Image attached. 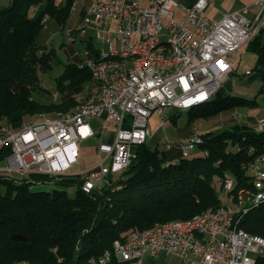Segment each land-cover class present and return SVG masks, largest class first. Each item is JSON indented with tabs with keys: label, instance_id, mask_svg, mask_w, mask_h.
Listing matches in <instances>:
<instances>
[{
	"label": "built area",
	"instance_id": "2783aa9c",
	"mask_svg": "<svg viewBox=\"0 0 264 264\" xmlns=\"http://www.w3.org/2000/svg\"><path fill=\"white\" fill-rule=\"evenodd\" d=\"M90 2L94 3V20H86L83 11L74 30L66 29L67 44L91 35L94 41L105 43L107 50H120L126 57L125 69L113 73L116 60H98V54L94 57L84 48L78 67L89 72L92 85L101 86L100 100L87 101L81 111H70L67 118L56 117L54 111L53 120H45L39 113L20 136H13L11 127L0 126V175L45 173L79 182L87 194L100 191L130 164L133 147L147 141L152 115L162 122L170 109L185 110L199 101H210L239 60L238 49L264 26V0L253 1L254 12L238 4L217 20L205 13L208 0L180 7L184 18L174 13L177 0ZM159 38H174L177 54L151 49V41ZM230 53L236 57L230 59ZM95 118L101 119L98 129L91 124ZM109 125L113 126L112 140L98 142L97 163L76 169L80 142L102 134ZM253 130H264V115L256 118ZM201 142V131L193 126L179 143L181 154L190 153ZM106 160L110 163L105 164ZM262 162L264 153L243 164L251 185L237 190L234 207L225 203L223 209L206 211L205 218L176 228L131 230L125 239L113 241L112 250L91 259V264H109L112 255L117 261L139 264L146 255H175L180 264H254L264 250L260 242L244 237L238 218L249 202L258 203L264 197ZM232 187L229 176L223 188Z\"/></svg>",
	"mask_w": 264,
	"mask_h": 264
},
{
	"label": "trees",
	"instance_id": "16d2710c",
	"mask_svg": "<svg viewBox=\"0 0 264 264\" xmlns=\"http://www.w3.org/2000/svg\"><path fill=\"white\" fill-rule=\"evenodd\" d=\"M41 3L43 9L34 17L29 16L30 8ZM71 4L11 0L0 10V123L19 128L41 112H66L87 96L92 80L85 68L78 67L83 54L77 58L70 52L68 59H74L63 65L55 82L59 98L48 102L40 99L49 94L43 93L39 72L51 68L56 54L54 48H45V40L58 29H67ZM262 32L264 26L250 41L256 52L254 68L264 79ZM79 40H85L84 48L97 56L91 35L77 37L72 44ZM84 90L86 96L78 99ZM262 93L264 88L259 91ZM258 101L256 97L214 96L186 110L184 128L196 117L230 114L231 120H238L233 113L236 107L254 108ZM178 112L181 110H169L166 117L176 124ZM249 118L246 119L252 126L245 130L237 128L248 124L240 115L239 122L229 124L232 128L201 132L202 142L187 156L181 154L180 140L166 142L160 148L151 147L147 141L138 144L132 149L135 156L127 168L92 194L84 193L79 182L45 173L0 175V264H91L92 257L112 250L113 241L125 239L131 230L187 219L208 208H217L224 204L221 194L234 201L238 189L251 185V175L243 164L264 153V131L255 132L252 127L256 119ZM229 176L233 187L224 190V180ZM47 184H53L52 188H33ZM56 184L75 185L74 194L69 195L66 188ZM238 222L247 232L264 237V202L240 214ZM124 263L127 262L117 261L112 255L109 264ZM254 264H264V255L256 256Z\"/></svg>",
	"mask_w": 264,
	"mask_h": 264
},
{
	"label": "rangeland",
	"instance_id": "374dc122",
	"mask_svg": "<svg viewBox=\"0 0 264 264\" xmlns=\"http://www.w3.org/2000/svg\"><path fill=\"white\" fill-rule=\"evenodd\" d=\"M55 1L61 4L72 3L70 9V16L68 18L66 25L67 29H71L75 27L76 23L78 22L81 10H83L84 7H86L90 3L89 0H55ZM9 3L10 0H0V8L7 7ZM43 7H44L43 3H41L40 5L32 6L29 10V16L34 17L41 8L43 9ZM63 29L62 30L58 29L50 37H48L47 40H45L46 49L54 48L56 50L55 60H53L51 64V68L46 72L43 71L39 72L40 84L45 89L44 91L43 90L42 91L45 94L46 93L49 94L48 97L44 96L43 98L40 99L46 102L51 100L55 101L56 98L57 99L59 98V94H57L55 89V82H56V78L62 72L63 65L68 61H73L74 58L68 59V57L70 56V52H74L75 55L74 57L78 58L82 56L84 50L83 49L84 44L83 42H81V40L75 41L74 44L71 43V45H68L66 29L64 30ZM94 45L100 48L103 52L107 50V46L105 43L94 41ZM248 46L250 47L248 48ZM69 47H71L72 51H69L71 50L69 49ZM252 48L253 47L251 45V41H249L248 44H244L238 49L239 52L241 53L240 61L235 66L237 67L236 73L230 75L229 79L225 83L222 92L223 96L225 94H231V95L242 96L249 99V98H253V96L257 94V90L260 87L261 82L259 80L250 81L249 75L245 74L246 70L254 71L253 67L255 64L256 55H255V51L252 50ZM235 57L236 55L234 53L229 54L230 59H234ZM85 96H86V90H84L82 93L77 95V98L82 100ZM258 96L257 99H264V96L261 97ZM34 97L37 98V95H35V93H34ZM186 110L187 109L181 110V112H178L176 114L178 115L176 124H173L168 117H164L162 122H160L159 118L155 117V115H152V117L149 120L151 127V134L147 139L148 144L151 147L157 146L160 148L163 145H165L166 142H171L175 140L183 141L190 132V128L192 129L193 126L198 127L201 132H207V131L217 132L227 128H232L229 124H232L233 122H235L236 124L237 122H239L238 120L240 119V115L242 117H245V114L248 112V108L246 107H236L233 113L236 118L238 117L237 118L238 120H236L235 118H234L235 121L231 120L232 118L230 119L231 117L230 114L227 115L219 114L217 116H211L208 118L196 117L190 121V125H188L187 128H184L188 118V114ZM53 113L51 112L47 115L52 117ZM91 124L94 129H98L101 124V119L100 118L97 119V122L96 120H92ZM237 128H240V126L237 125ZM110 130L111 127L108 126L101 135L94 136L89 143L88 142L81 143L80 145L81 160H80V164L76 166V169L86 168L94 161H96V158L94 156V147L99 141V138L103 140H107V139L112 140V138H108V136H110L109 135ZM180 132L185 133L186 135L183 136L182 134H180ZM109 163H110L109 160L105 161V164H109ZM260 167L264 168V162L260 163ZM52 186L53 184L50 185L47 184V185L35 186L33 188L36 190H46V189L48 190L51 189ZM55 186L59 188H66L69 195L74 194L75 185L63 186L60 184H56ZM215 189L219 192V188L217 185L215 186ZM220 197L222 203L229 204L233 207L235 206V202L233 200L226 198L225 195L221 194ZM152 262L155 264H180V259L175 255H159L158 257L155 258H150L149 256L146 255L143 259L142 264H150ZM124 264H139V263L136 261H130Z\"/></svg>",
	"mask_w": 264,
	"mask_h": 264
},
{
	"label": "bare ground",
	"instance_id": "6f19581e",
	"mask_svg": "<svg viewBox=\"0 0 264 264\" xmlns=\"http://www.w3.org/2000/svg\"><path fill=\"white\" fill-rule=\"evenodd\" d=\"M84 18L86 20H94V3L90 2L85 8H84ZM44 21V20H43ZM151 49H168V52L170 54H177V44H174V38H159L155 41H151ZM98 60H116L115 64L113 65V73H120L123 72V70L126 67V57L121 56L120 50H106L105 52L98 53ZM100 93H101V86L100 85H92L91 88L88 91L87 96L85 99L76 104L75 106L71 107L69 110L66 112L63 111H56V117L59 118H67L69 117V112L70 111H81V106L82 104H87V101H98L100 100ZM208 101H199L198 105L204 104ZM40 117H45V120H53L54 118V113L53 116H48L46 113L41 112ZM0 126H6L3 123H0ZM29 128V124H25V126H22L20 128H11V133L13 136H20V134H24L25 131H27ZM199 129V128H198ZM264 130H258L255 132H260ZM184 156L189 155V153H182ZM225 180H229V177H227ZM264 202V197L260 198L258 203ZM256 202H249L247 204V210L253 206L258 204ZM224 204L220 205L216 209H223ZM214 208H208L200 213H197L193 215L190 218L187 219H174V220H169L166 222L162 223H156L154 226L150 227L149 229H152V231H162L163 229H170V228H176L178 225H189L193 224L197 221H199L201 218L206 217V211H210ZM244 211L243 213H245ZM239 228H241L239 226ZM244 237L250 238L253 242H260V246L262 247V250H264V237H261L256 234H252L244 230ZM96 258L92 257L91 259Z\"/></svg>",
	"mask_w": 264,
	"mask_h": 264
},
{
	"label": "crops",
	"instance_id": "0c3cea01",
	"mask_svg": "<svg viewBox=\"0 0 264 264\" xmlns=\"http://www.w3.org/2000/svg\"><path fill=\"white\" fill-rule=\"evenodd\" d=\"M11 1V0H10ZM178 1V6L177 7H175L174 8V13H175V15H176V17H178V18H184V16H185V13H184V11L183 10H181L180 9V7H183V8H186V7H190V6H192L193 5V3L194 2H196V0H177ZM208 1H210L211 3L205 8V13L210 17V18H212V19H214V20H217V19H219L221 16H222V14L223 13H227V12H229V11H231L236 5H238V4H241V3H243V4H245V5H248V7H249V10L251 11V12H254L255 10H256V8H255V6H254V4H253V1L254 0H208ZM89 2H90V0H89ZM88 2V3H89ZM87 3V4H88ZM3 8H0V10H2ZM262 37H264V32H262ZM81 42H83V44L85 45V40H82ZM246 44H248V43H246ZM250 46H248V48H249ZM252 50H254L253 48H252ZM255 51V50H254ZM255 55H256V52H255ZM240 57H241V53H240ZM240 57H239V60L235 63V65H234V67H233V70L231 71V73L228 75V77L222 82V84H221V86L219 87V89L217 90V92H216V94L214 95V96H216V97H222L223 95H222V92H223V89H224V86H225V83L227 82V80L229 79V76L230 75H233V74H235L236 73V69H237V67H235L237 64H238V62L240 61ZM256 61V60H255ZM254 66H255V64H254ZM253 70L254 71H251V70H246V72H245V74H248L249 75V78H250V81H253V80H259L260 82H261V85H260V87L258 88V90H257V94L255 95V96H253V98L254 97H256V99H257V96L259 95L260 97L261 96H264V93H262V94H259V91H260V89L261 88H264V79H261V77L259 76V73L256 71V69L253 67ZM238 91V90H237ZM226 95V94H225ZM228 95V94H227ZM229 95H231V94H229ZM213 96V97H214ZM236 96H238V95H236ZM258 96V97H259ZM242 97V96H241ZM249 99H251V98H249ZM259 101H258V106L257 107H254V108H248V112L245 114V117H244V119H243V121H247V123H248V121H250V120H248V119H245V118H248V117H250L249 119H253V120H255L256 118H258V117H260V116H262V115H264V103H262L261 104V99H258ZM262 102H264V101H262ZM247 108V107H246ZM171 110V109H170ZM174 110V109H173ZM177 110V109H176ZM97 119H99V118H95V119H93V120H96V122H97ZM252 123L251 122H249L248 124H239V126H240V128L242 129V130H245V129H248L249 128V126L251 125ZM110 127H111V130H110V136H108V138H110L111 137V133H112V131H113V126L112 125H109ZM252 126V125H251ZM253 128V127H252ZM241 130V131H242ZM98 135V134H97ZM101 135V134H100ZM96 136V135H95ZM93 138V137H92ZM92 138H90V139H88V140H83V141H81L80 142V145H81V143L82 142H90V140L92 139ZM104 141L103 139H100L99 138V141ZM98 141V142H99ZM98 142H97V144H98ZM97 144H96V146H97ZM79 145V148L81 149V146ZM96 146L94 147V156H95V158H96V161H94L92 164H90L89 166H92L93 164H96L97 163V161H98V158H99V156H98V153H97V151H96ZM80 149H79V152H80ZM80 158H81V152H80ZM81 160V159H80ZM79 160V161H80ZM79 164H80V162H79ZM89 166H87V167H89ZM86 167V168H87ZM81 170H83V169H85V168H80Z\"/></svg>",
	"mask_w": 264,
	"mask_h": 264
}]
</instances>
